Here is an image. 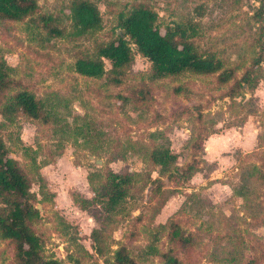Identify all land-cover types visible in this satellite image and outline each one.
I'll return each instance as SVG.
<instances>
[{"label": "rangeland", "instance_id": "rangeland-1", "mask_svg": "<svg viewBox=\"0 0 264 264\" xmlns=\"http://www.w3.org/2000/svg\"><path fill=\"white\" fill-rule=\"evenodd\" d=\"M71 1L37 0L33 17L0 20V60L11 71V90L1 100L26 90L48 116L44 123L21 114L6 122L0 115L8 154L31 181L37 217L29 225L44 257L103 264L123 246L137 264H164L149 253L153 243L170 249L179 264H264V182L252 177V166L264 175V79L252 92L237 86L257 55L264 56L261 0H90L102 28L84 36L74 33ZM141 4L157 14L161 34L191 21L195 46L234 69L233 80L221 84L217 74L191 73L154 80L135 47L120 86L76 73V57L115 40L118 15ZM41 16L52 17L63 34L50 33ZM255 122L261 149L235 146L249 138ZM154 133H163L177 155L171 178H159L147 163L146 153L163 141ZM189 165L199 171L187 179L181 169ZM107 171L139 175L112 213L93 192ZM145 172L153 181L142 190ZM94 229L102 233L101 254ZM14 254V243L0 238V264H14Z\"/></svg>", "mask_w": 264, "mask_h": 264}, {"label": "trees", "instance_id": "trees-1", "mask_svg": "<svg viewBox=\"0 0 264 264\" xmlns=\"http://www.w3.org/2000/svg\"><path fill=\"white\" fill-rule=\"evenodd\" d=\"M263 2L257 14L263 16ZM38 10L37 0H0V20L19 22L33 17ZM70 19L77 36H84L98 32L102 28L100 12L93 1L73 0L70 3ZM157 14L147 5L141 4L128 13H120L117 17L115 40L100 42L94 46L92 54H81L76 57L74 71L79 75L106 80L114 86H120L125 77L126 70L133 60L136 52L146 59L151 66V78L160 80L167 77H178L186 73L208 76L217 74V80L226 84L233 80L234 69H226L225 63L212 54L203 55L194 44V28L191 21L185 24L176 23L165 29L161 34L157 26ZM38 21L44 28H48L55 36L62 35V31L53 26L54 19L50 16H41ZM37 26V25H36ZM261 46L264 48V31L260 36ZM264 51V50H263ZM108 61L110 68L105 69ZM264 56L257 55V59L244 71L237 81L239 90L254 91L260 81L264 79ZM10 70L0 60V115L6 122H12L18 114L34 120L47 123V114L43 112V105L35 96L26 91L19 90L12 95H6L1 100V95L11 90ZM176 89V91H178ZM0 122V130H1ZM93 130V128H92ZM153 139L161 138L163 141L146 153L148 165L157 169L158 177L171 178L177 170V155L170 149L169 140L163 133H154ZM204 141V137L201 142ZM190 179L199 170L189 165L181 169ZM252 177L264 182V175L256 166H252ZM138 174L133 172L114 173L107 171L104 178L93 188L98 204L103 205L107 213L115 212L121 202L128 196V192L138 182ZM92 182V176L88 178ZM141 189L146 187L151 179L150 172H145L142 177ZM31 181L19 168L16 161L11 158L0 134V238L11 240L15 245L14 264H60L55 259H47L42 253V241L33 233L29 221L37 217V210L31 205ZM172 192V191H171ZM174 193V192H173ZM239 196H242L238 193ZM160 228H164L160 225ZM95 250L101 254L102 233L94 229L91 233ZM153 240H157L156 237ZM149 253L158 256L164 264H179L172 255L171 250L160 251L152 243L148 246ZM73 264H80L77 259ZM103 264H137L126 247H119L113 257L104 260Z\"/></svg>", "mask_w": 264, "mask_h": 264}, {"label": "crops", "instance_id": "crops-1", "mask_svg": "<svg viewBox=\"0 0 264 264\" xmlns=\"http://www.w3.org/2000/svg\"><path fill=\"white\" fill-rule=\"evenodd\" d=\"M255 124H256V126L249 125V127L252 128V131L250 132L251 135L249 136V138L245 141H241V140L239 141L238 140L237 143L233 141L235 146H237V144H239L238 146L244 150H245V148H247V149H249V151L254 150L256 152H258V150L261 149L259 146H260V136H261L260 132L262 130L260 127H257L259 122H255ZM219 146L220 145H217V147H219Z\"/></svg>", "mask_w": 264, "mask_h": 264}, {"label": "water", "instance_id": "water-1", "mask_svg": "<svg viewBox=\"0 0 264 264\" xmlns=\"http://www.w3.org/2000/svg\"><path fill=\"white\" fill-rule=\"evenodd\" d=\"M244 89H246V86H244ZM96 162V161H95Z\"/></svg>", "mask_w": 264, "mask_h": 264}]
</instances>
